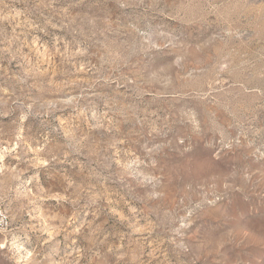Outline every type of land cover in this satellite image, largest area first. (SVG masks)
<instances>
[{
    "label": "rangeland",
    "instance_id": "rangeland-1",
    "mask_svg": "<svg viewBox=\"0 0 264 264\" xmlns=\"http://www.w3.org/2000/svg\"><path fill=\"white\" fill-rule=\"evenodd\" d=\"M0 203V264H264V0H0Z\"/></svg>",
    "mask_w": 264,
    "mask_h": 264
},
{
    "label": "built area",
    "instance_id": "built-area-1",
    "mask_svg": "<svg viewBox=\"0 0 264 264\" xmlns=\"http://www.w3.org/2000/svg\"><path fill=\"white\" fill-rule=\"evenodd\" d=\"M10 225V217L6 208L0 203V235L6 233Z\"/></svg>",
    "mask_w": 264,
    "mask_h": 264
},
{
    "label": "bare ground",
    "instance_id": "bare-ground-1",
    "mask_svg": "<svg viewBox=\"0 0 264 264\" xmlns=\"http://www.w3.org/2000/svg\"><path fill=\"white\" fill-rule=\"evenodd\" d=\"M16 246H17V245H16ZM17 248H20L21 250H22V249H25L23 246H17ZM21 250H20V251H21ZM26 252H27L28 254H31V252L28 251V250H27Z\"/></svg>",
    "mask_w": 264,
    "mask_h": 264
}]
</instances>
